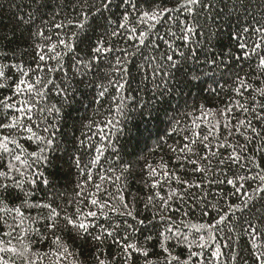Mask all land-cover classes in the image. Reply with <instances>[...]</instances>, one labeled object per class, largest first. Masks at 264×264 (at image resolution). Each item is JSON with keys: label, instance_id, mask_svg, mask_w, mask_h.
Masks as SVG:
<instances>
[{"label": "snow or ice", "instance_id": "6c2138e0", "mask_svg": "<svg viewBox=\"0 0 264 264\" xmlns=\"http://www.w3.org/2000/svg\"><path fill=\"white\" fill-rule=\"evenodd\" d=\"M141 3L148 4L149 7L141 8ZM39 7L43 8L44 5L40 4ZM79 7L77 20L67 21L68 25H74L78 31L65 37L56 33L55 39L53 35H46L43 28L30 33L34 40L38 39L40 42L32 45L33 63L28 67L25 66L22 58L17 61L18 53L15 50H12L11 54L7 51L0 52V90L10 93L0 94V264H16L17 259L22 264H35V261L30 258L34 241L37 243L49 241L52 253L57 257L56 264H62L69 256H74L59 234L63 232L70 233L73 240L78 239L83 241L84 245L91 246L96 253L97 264H116L117 260L122 261L123 264H130L133 253L143 256L144 264H156L148 259L150 253L143 244L138 241H129L125 233L129 229L135 232L133 225L127 220L113 221L109 215L111 213L116 217H131L136 220L133 211L124 202V197L110 196L109 200H103L99 195L104 182L120 181L123 172L116 175L114 179L107 175H100L101 183L94 185V192L85 195L87 185L92 181V176L87 170L96 165L102 155V148L95 147V155L85 162V158L89 157L90 150L93 149L92 137L79 140L76 148L78 154L71 156L75 167L80 169L84 176L83 182H78L76 185L78 190L75 197L69 199L56 191L55 184L48 178L46 171L53 166V158L61 150L59 122L63 118L61 111L63 105L58 106L52 103L50 97L55 95L67 101L68 89L59 87L53 76L56 72L67 76V70L64 67L65 58L72 61L71 67L78 76H87L89 73L100 76L103 73V77L108 80V85L114 89L111 99L116 103V111L123 116L128 104L137 101V97L130 94L138 90L132 85L135 77L130 70V66H134V57L141 47L151 46L153 49H159L160 44L157 41H163L167 50L161 53L158 62L154 64L149 62L151 73L143 74L140 84L146 85V82L151 80L155 90L160 87L156 83L159 78L160 83L167 89L169 80L173 79L176 73H182L183 82L188 86L197 87L198 82H203V77L207 76L222 88L223 85L215 80V74L219 71L222 79L225 76L231 79L232 91L239 97L233 102L234 106L252 117L248 119L246 115L244 119H237L236 124H231L229 119L233 112L231 105H225L219 110L205 108L204 105L196 109L201 113L198 119L205 123L207 132L202 135L198 130L200 123L193 119L190 134L182 137L185 142L178 149L179 153L185 155L178 159L194 165L193 173L204 175H207L209 171L215 175V169L212 167L213 160L222 173L230 171L233 165H239L246 159L250 160L259 172L255 176L233 172L232 178H228L225 174L224 179L208 181V183H227L234 190L232 195L242 198L238 204H229L227 212L213 205L218 214V219L213 223L192 225L196 233L206 232L207 239L205 235L200 234L197 239L190 240L188 235L181 232L179 228L173 230L171 227L158 233L159 246L162 252L167 254L165 264H173V262L192 264L194 258H197V264H199L198 258L203 256V250L213 245H215L213 255L216 258V264H220L224 253L215 241L217 233L222 231L226 224L231 223L229 216H234L236 212H243L249 205L255 206L256 201L264 202V168L260 167L254 157L248 156L249 145L254 140L259 139L264 142V135H262L264 133V25L257 26L259 24L257 22L251 26L239 28L235 32H229V39L235 41V50L232 48L227 50L226 55L229 59L226 60L225 53L217 54L214 46L205 48L201 46L200 41H196L195 44L191 41L192 36L202 34V26L197 19V9L203 10L211 18L214 8L212 0H181L176 7L172 8L166 5L161 6L156 0H93L91 3L89 0H79ZM113 8L123 9L120 17L122 22L115 28H112L114 21L111 16H103L104 13H112ZM177 13H187L192 20L179 21L180 34L177 35L169 29L167 35L172 39H165L164 36L159 35L157 25L167 26L169 23H176L179 17L174 14ZM134 14L135 18H133ZM93 16L97 19L103 18L104 23L100 27L106 30L109 38L97 39L94 46L88 49L87 58H85L77 52L79 46L77 41L84 43L89 39L85 27L89 25ZM19 22L29 24L32 18L25 21L21 17ZM63 27H65L63 22L55 25L57 29ZM108 28H111L110 32H107ZM120 30L124 32V39L133 42L129 47H113L111 38L121 37ZM154 33L155 39H153ZM104 35L105 33H102V37ZM176 41H180L181 44L177 45ZM11 44L12 41L9 40V46ZM129 48L132 50L130 51ZM198 51L203 52V61L200 60ZM145 59L147 61V58ZM102 60L106 65L103 69L100 67ZM156 60L155 56L151 58V61ZM253 63L255 69L250 73L244 72V65L247 64L252 69ZM190 64L202 66L199 70L192 68L185 71ZM203 66L208 67L209 72L212 73L211 76L203 70ZM94 68L95 71H93ZM100 87L102 90L98 95L103 98L108 92V87L103 84ZM162 96L163 93H161ZM138 106L145 108V103H139ZM209 114L213 117L219 115L227 134L232 136L235 131L243 138L244 143L219 142L222 120H214L209 124L207 120ZM108 123L113 122L110 120ZM179 124L180 121L177 120L173 131L179 130ZM114 127L116 132L123 131L119 127V121H116ZM108 138L104 137V139ZM213 141L217 142L213 143ZM112 147L115 148V145ZM197 148L201 151H197ZM228 149L231 151L229 152ZM171 151L177 152V149L171 148ZM255 151L264 152V143L256 147ZM147 167L150 169V175L155 173L151 165ZM130 168L131 165H126L123 171L126 172ZM106 171L115 172L116 170L109 168ZM175 179L177 183L188 184L186 180L181 181L179 176ZM249 180H258V183L255 187L248 185L246 188L245 185ZM188 186L200 187L201 185ZM38 192L44 193L43 198L37 196ZM160 199L164 201V197ZM148 200L151 203L152 197ZM70 207L73 209L71 212L68 210ZM168 209L167 202L162 203L161 210ZM33 212L35 215L32 214ZM204 215H208V212L205 211ZM101 217L104 222H98ZM160 219L162 222L170 220L165 216H161ZM137 223L144 225L145 221L138 220ZM246 223L248 225L246 231L249 235H257L256 227L251 222L246 221ZM152 239V236L145 237V241ZM170 240L188 249L189 255L185 260L182 261L179 256L172 254L167 246ZM109 241L116 249L111 258L103 248V245ZM194 247L200 251H193ZM223 247L229 248L230 245L225 242ZM232 259H235V254ZM256 260L258 264H264V252H260Z\"/></svg>", "mask_w": 264, "mask_h": 264}, {"label": "trees", "instance_id": "16d2710c", "mask_svg": "<svg viewBox=\"0 0 264 264\" xmlns=\"http://www.w3.org/2000/svg\"><path fill=\"white\" fill-rule=\"evenodd\" d=\"M89 2L91 3L93 0H89ZM156 2L160 3L161 6L166 5L172 8L176 7L181 0H156ZM212 3L214 8L211 18L203 10L197 9V19L202 26V34L192 36L191 41L193 44L200 41L201 46L205 48L214 46L215 52L217 54L224 52V58L227 60L229 59L226 55L227 50L229 48L235 50V41L229 39L228 33L257 22H259L257 26L264 25V0H212ZM40 4H43L44 7L40 8ZM140 7L147 8L149 5L141 3ZM79 12V0H0V52L7 51L11 54V51L15 50L18 53L17 61L22 58L25 66L28 67L33 63L34 49L32 45L40 42L38 39L34 40L30 33H35L37 29L43 28L46 35H53L54 39L56 33L65 37L78 31L74 25H68L67 21L73 20L75 22ZM122 12V8L119 10L113 8L112 13H104L103 16H111L114 21L112 28H115L118 23L122 22L120 19ZM174 15L179 17L176 23H169L167 26L157 25L159 35L168 40L172 39L167 35L169 29L179 35V21L192 20V17L188 16L187 13ZM21 17L25 21L31 17L32 22L29 24L20 23ZM133 18H135V14ZM61 22L65 24V27L55 28V25ZM103 23V18L97 19L93 16L89 21L91 26L86 25L85 32L89 39L84 43L77 41L79 45L77 52L81 56L87 58L88 49L94 46L97 39L109 38L106 30L100 27ZM110 31L111 28H108L107 32ZM120 31L121 37L111 38L113 47H129L133 42L124 39V32L123 30ZM102 33H105L103 37ZM213 33L216 34L213 35ZM81 35L83 36V33ZM3 37L7 38L2 39ZM153 39H155V33ZM9 40L12 41L10 46ZM209 41H211V45H209ZM157 42L160 44L159 49H153L151 46L141 47L139 53L134 57V66H130V70L132 76L135 77L132 80V85L138 90L130 94L136 96L137 101L128 104L123 116L116 111V103L111 99L114 89L108 85V80L103 77V73L100 76L93 73L83 77L78 76L75 74L74 68L71 67L72 61L65 58L64 67L67 70V76L61 72H56L53 76L59 87L68 89L67 101L55 95L50 97L52 103L58 106L63 105L61 108L63 118L59 122L61 150L55 154L53 166L47 169L46 175L55 184L56 191L69 199L75 197L78 190L76 185L78 182H83L84 176L80 169L75 167L71 156L78 154L76 148L79 140L92 137L93 149L90 150L89 157L85 158V162L95 155V147L102 148V155L100 161L87 170L92 176V181L87 185L85 195L95 191L94 185L101 183L100 175H107L114 179L116 175L123 172L120 181L115 183L104 182L99 195L103 200H109L110 196L124 197V202L133 211L136 220L131 217H116L109 213L111 219L113 221L127 220L128 223L132 224L136 231L133 232L129 229L125 233L129 241H138L143 244L149 250L148 259L156 262V264H165L167 254L163 253L159 246V232H164L168 227L173 230L179 228L181 232L188 235L190 240L197 239L200 234L205 235L207 239L206 232L196 233L192 225L213 223L218 219V214L213 205L227 212L229 204L240 203L242 197L238 198L232 195L234 190L231 185L208 183V181L224 179L225 174L228 178H232L233 172L240 175L255 176L259 169L246 159L241 161L239 165H233L230 171L222 173L213 160L212 167L215 169V175L211 171L204 175L193 173L194 165L178 159V157L185 155L179 153L178 149L185 142L182 137L190 134L193 119L200 123L201 126L198 130L202 135L207 132L205 123L198 119L201 113L196 109L200 105L217 110L224 108L225 105L233 106V112L229 117L231 124H236L237 119H244L246 115L248 119H252V117L250 114L242 113L234 106L233 102L239 97L232 91L231 79L227 76L222 79L219 71L215 74V80L223 85L222 88L218 87L217 83L208 79L207 76L203 77V82H198L197 87L188 86L183 82L182 73H176L173 79L169 80L167 89L160 83L159 78H157L156 83L160 87L155 90H153L151 80L147 81L146 85L140 84L143 74L150 75L151 73L152 69L149 67V62L153 64L158 62L161 53L167 50L163 41ZM176 44L180 45L181 42L176 41ZM129 50L132 49L129 48ZM198 55L203 61V52L198 51ZM153 56L157 58L156 61H151ZM105 66V62L102 60L100 67L103 69ZM201 66L190 64L185 68V71L192 68L199 70ZM253 69H255L254 63L252 69L247 64L244 65V72L250 73ZM203 70L208 72L209 76L212 75L207 66H203ZM241 74L243 75V73ZM254 80L255 77L253 76ZM101 84L108 87V92L103 98L98 95L99 91L102 90ZM161 93H163L162 97ZM0 94L7 95L10 93L0 90ZM139 103H145V108L139 107ZM186 113L190 115H185ZM110 120L113 122L112 124L108 123ZM177 120L180 121L179 130L173 131ZM207 120L210 124L214 120H222V118L219 115L213 117L209 114ZM116 121H119V127L123 129L122 132H116L114 127ZM253 123L255 124L254 120ZM106 136L109 138L104 139ZM219 136V142L244 143L243 138L235 131L232 136L227 134V130L223 127V120L219 129ZM216 142L213 141V143ZM262 143L264 142L259 139L254 140L249 145L248 156L254 157L259 162L260 167L264 168V152L255 151V148ZM112 145H115V148ZM171 148H176L177 152L171 151ZM197 151H201V149L197 148ZM228 151L230 152L231 149ZM191 159H195V157H191ZM126 165H131V168L124 172L123 169ZM147 165H151L155 169L154 174H149L150 169ZM109 168H114L116 171L107 172L106 170ZM176 176H179L181 181L186 180L188 184L177 183ZM257 183L258 180H249L245 187L247 188L248 185L255 187ZM190 184L201 186L189 187ZM37 196L43 198L44 193L38 192ZM149 197H152L151 203H149ZM161 197H164V201L160 199ZM164 202L169 205L167 211L161 210V205ZM85 203L87 204V201ZM254 205H249L243 212H236L234 216H229L231 223L226 224L222 231L217 233L215 244H219L224 253L220 259V264H258L256 256L260 252H264V202L256 201ZM88 207L91 206L88 205ZM68 210L71 212L73 209L70 207ZM85 211H87V207H85ZM205 211L208 212V215H204ZM32 214L35 215V212ZM161 216L169 217L170 220L162 222ZM138 220H144V225L138 224ZM246 221L251 222L256 227L257 235H249V232L246 231L248 227ZM98 222H104L103 218L101 217ZM59 234L63 237L70 251L74 253V256H69L62 264H73V262L75 264H97L96 253L91 246L84 245L81 240H73L68 232ZM146 236H152L153 239L145 241ZM225 242L230 245L229 248L223 247ZM167 246L172 254L179 256L182 261L189 255L186 247L177 245L173 240H170ZM103 248L109 258L116 251L115 246L110 241L106 242ZM192 250L200 251L195 247ZM214 252L215 245L205 248L203 256L198 258L199 264H216ZM45 253L48 254L45 255ZM234 254L235 259L233 260ZM30 258L35 261V264H56L57 261L49 241L42 243L34 241ZM101 258L104 257L101 256ZM144 261L145 258L139 253H133L130 264H144ZM16 264H22V262L17 259ZM116 264H123V262L117 260ZM192 264H197V258H194Z\"/></svg>", "mask_w": 264, "mask_h": 264}]
</instances>
